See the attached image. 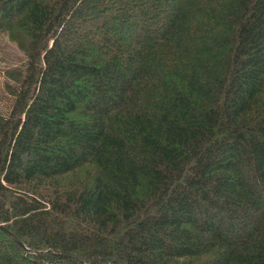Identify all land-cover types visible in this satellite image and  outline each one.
<instances>
[{
    "label": "trees",
    "instance_id": "obj_1",
    "mask_svg": "<svg viewBox=\"0 0 264 264\" xmlns=\"http://www.w3.org/2000/svg\"><path fill=\"white\" fill-rule=\"evenodd\" d=\"M0 34V264H264V0H0Z\"/></svg>",
    "mask_w": 264,
    "mask_h": 264
},
{
    "label": "rangeland",
    "instance_id": "obj_2",
    "mask_svg": "<svg viewBox=\"0 0 264 264\" xmlns=\"http://www.w3.org/2000/svg\"><path fill=\"white\" fill-rule=\"evenodd\" d=\"M22 56L14 43L10 42L6 35L0 34V110L7 108L5 94L3 92V72L11 65L19 63Z\"/></svg>",
    "mask_w": 264,
    "mask_h": 264
},
{
    "label": "water",
    "instance_id": "obj_3",
    "mask_svg": "<svg viewBox=\"0 0 264 264\" xmlns=\"http://www.w3.org/2000/svg\"><path fill=\"white\" fill-rule=\"evenodd\" d=\"M0 230L3 231L6 235H8L9 237H11L13 240H15L21 247H23V243L20 242V240H18L12 233H10L5 227L4 225H2L0 223ZM26 249V248H25ZM27 250V249H26Z\"/></svg>",
    "mask_w": 264,
    "mask_h": 264
}]
</instances>
